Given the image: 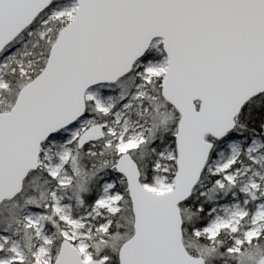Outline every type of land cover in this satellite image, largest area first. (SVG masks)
Listing matches in <instances>:
<instances>
[{
  "label": "water",
  "instance_id": "1",
  "mask_svg": "<svg viewBox=\"0 0 264 264\" xmlns=\"http://www.w3.org/2000/svg\"><path fill=\"white\" fill-rule=\"evenodd\" d=\"M57 1H75L74 18L59 31L43 70L0 112V206L39 169L43 145L87 116L88 90L127 76L162 39L168 65L161 95L180 116L175 185L152 192L132 154L118 158L134 231L118 260L205 264L183 242L180 206L199 185L214 141L232 133L245 104L264 94V0H0V54ZM100 135L96 125L78 146ZM53 264L103 263L83 259L65 239Z\"/></svg>",
  "mask_w": 264,
  "mask_h": 264
},
{
  "label": "rangeland",
  "instance_id": "2",
  "mask_svg": "<svg viewBox=\"0 0 264 264\" xmlns=\"http://www.w3.org/2000/svg\"><path fill=\"white\" fill-rule=\"evenodd\" d=\"M76 9L75 1L54 2L41 14L39 23L28 30V38L21 36L22 33L5 48L0 54V91L7 87L4 74L9 66H16L22 74L34 72V65L41 60L46 43L51 41L48 24L59 21L67 25L74 18ZM162 42V39L155 40L147 57L137 62L132 72L118 82L88 90H91V96L86 95L87 103L106 119L99 121L88 114L43 145L37 171L51 176L57 185L44 195L47 203L35 201L33 190L41 177L36 174L29 180L27 189L24 185L17 199L0 206V264H31L35 261L53 264L65 239L74 244L85 260L119 264L121 243L118 236L112 239L109 235L111 215L123 210L125 193H128L127 184L123 186L124 177L115 168L118 158L125 152L137 154L136 151L150 146L153 174L151 178L147 175L143 184L155 193H167L175 185L173 166L177 158L175 140L180 116L161 94L156 93L162 87L168 65ZM96 125L101 126V135L79 147L82 135ZM214 143L204 172L220 176L213 188L236 186L237 189L232 201L214 205L210 221L194 234L214 240L222 231H227L233 237V252L239 262L257 264L262 256L248 251V245L264 230V142L257 135H251L247 141L234 131ZM112 144L117 159L103 158V147ZM81 154H97L100 164L97 168L91 164L85 172L79 170L77 164ZM96 182H99L101 192L91 209L83 211L79 196ZM197 187L201 194L205 193L203 184ZM24 202L28 204L23 205ZM18 206H22L21 216L15 220L11 214ZM49 208L64 223L63 228L58 230L56 224L54 230L49 227ZM129 223L127 220V225ZM26 229L31 232L24 233ZM129 234L127 228L119 235ZM114 252H117L116 257L112 255Z\"/></svg>",
  "mask_w": 264,
  "mask_h": 264
},
{
  "label": "trees",
  "instance_id": "3",
  "mask_svg": "<svg viewBox=\"0 0 264 264\" xmlns=\"http://www.w3.org/2000/svg\"><path fill=\"white\" fill-rule=\"evenodd\" d=\"M39 17L27 30L23 32L21 36L28 38V30L32 27H35L39 23ZM48 25L51 27V41L46 43L41 60L34 65V72L30 75L22 74L20 73L19 68L12 65L6 68L4 79L7 82V87L0 91V112L9 111L13 107L20 90L27 83L32 81L45 67L49 57L50 49L55 43L59 31L65 26V24H61L59 21H53ZM156 93L161 94V88L156 90ZM88 114L97 117L99 121L106 119V116L96 110L90 103H87V115ZM235 131L238 132L239 135L246 138L247 141H249V137L251 135H257L264 142V94L251 99L245 104L241 110V113L236 119ZM102 152L103 158L107 156L111 159L113 157L117 159L118 157V155L113 152V144L108 147H103ZM136 152L137 154L132 153V155L140 166L141 172L143 174L142 181H145L147 180V175L149 178H151L153 174L151 165V147L149 146L146 149L143 147L142 151L138 150ZM97 158V154H95V156H92V154H81L78 158V169L85 172L90 168L91 164L95 165L94 168H97L98 164H100ZM111 162L113 165L116 163L114 160ZM173 168L176 170V165H174ZM36 174H40L41 177L40 179H37V185L33 190V199L37 202L45 204L48 202V199L47 197H44V195L50 188L56 186L57 183L55 179L46 173L42 171H35L32 172L27 178L25 182L26 189L29 187V180L33 179ZM219 178L220 176L218 175H211L204 172L199 184H203V190H205V193L201 194V189L196 187L191 198L185 203L181 204L180 208L183 217L184 234L183 242L189 252L204 257L205 264H245L242 263L243 261L239 262V257L234 254L233 237L227 231H222L214 240H209L203 236L197 237L194 234L195 230L202 229L210 221L213 216L212 210L215 204H222L224 202L233 200V193L237 189L236 186L231 188L223 187L222 189L213 188L214 184H216ZM123 186H126V181H123ZM85 190H83L79 196L83 202V211L91 209V207L94 205L99 193L101 192V186L99 182H96V184H90ZM124 200L123 210L115 215H111L112 224L109 232V235L111 234L113 236L112 239H117L118 236V241L119 244L121 243V245L133 235V216L128 193H125ZM27 204L28 202H24L23 205ZM21 208L22 206H18L16 211L11 214L15 220L21 216ZM47 212L50 217L48 225L51 229H55V224L57 225L58 230L64 227V223L58 220L52 208H49ZM127 220H130L129 225H127ZM127 228H129L130 234L128 236L120 237L119 234H123ZM25 232H31V229H26L24 230V233ZM245 247L246 246H244V248ZM249 250L255 251V253L260 257L264 255V230L257 239L248 245V251ZM112 255L116 257L117 252L112 253ZM94 258H98L97 255H94Z\"/></svg>",
  "mask_w": 264,
  "mask_h": 264
},
{
  "label": "bare ground",
  "instance_id": "4",
  "mask_svg": "<svg viewBox=\"0 0 264 264\" xmlns=\"http://www.w3.org/2000/svg\"><path fill=\"white\" fill-rule=\"evenodd\" d=\"M87 96H91V90L87 92Z\"/></svg>",
  "mask_w": 264,
  "mask_h": 264
}]
</instances>
